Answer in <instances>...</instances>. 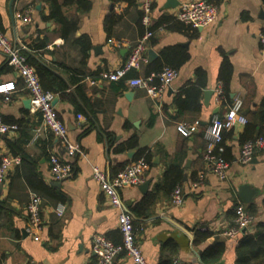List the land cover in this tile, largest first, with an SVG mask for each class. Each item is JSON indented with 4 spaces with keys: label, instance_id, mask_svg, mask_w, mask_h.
<instances>
[{
    "label": "crops",
    "instance_id": "crops-1",
    "mask_svg": "<svg viewBox=\"0 0 264 264\" xmlns=\"http://www.w3.org/2000/svg\"><path fill=\"white\" fill-rule=\"evenodd\" d=\"M52 1L0 0V24L3 32L25 46L45 41V49L28 52L58 80L69 83L77 77L73 70L85 74L80 85L86 103L79 104L81 110L57 95L58 102L54 105L56 116L67 126L69 141L78 151H67L49 132H42L34 140L41 116L32 112L30 105L25 106L29 93L0 52V84L15 85L8 95L0 93V113L4 122L18 126L15 132L0 135V154L14 155L8 144L12 142L27 156L23 165L20 162L11 167L0 185V264H96L93 235H103L119 244L121 234L118 210L111 206L93 178L92 166L112 177L118 168L133 161L140 150L151 153V163L145 172L147 189L143 192L139 186H133L118 191L130 211L147 193L153 192L170 163L181 162L183 168L182 205H171L170 193L159 190L144 214L132 211L135 240L146 260L150 264H171L177 258L183 264H205L201 253L217 239L225 244L220 264H235L237 239L223 236L222 231L232 222L233 209L238 204L253 211L252 214L248 211L253 217L248 230L258 223L264 224V151L256 152L250 163L241 164L239 138L245 125H236L229 130L231 137L224 140L231 147L227 160L229 175L219 180L203 159L207 142L202 130L213 115L222 116L238 98L242 101L241 114L251 123L253 135L264 134V51L258 41L259 34L264 32V0H211L217 6V17L211 25L198 29L187 28L185 24L181 29L165 28L147 42V62L136 71L139 76H145L148 63L161 59V51L166 47H181L189 54L159 108L143 89L130 87L123 81L90 82L99 71L120 67L131 45L143 35L140 0H71L70 4H64L67 0H56L63 4V15L77 24L73 37L86 36L90 41L84 61L74 38L65 40L61 25L44 19L50 13ZM177 1L180 4L175 8H164L166 0H155L154 23L161 15L175 17L182 3L193 0ZM180 23L175 26L180 27L183 24ZM150 49L156 56L148 61ZM224 58L231 66L229 96L216 103L215 88L221 83L219 72ZM197 70L205 73L201 78L204 86L200 106L179 112L172 104L173 96L187 83L197 80ZM75 87L70 86L68 92L72 93ZM208 89L213 94L205 104L203 92ZM195 121L200 126L192 137L178 132V123ZM132 137L137 139L136 147L126 146ZM122 145L124 150L119 151ZM130 151L134 152L131 157L127 155ZM50 153L72 164L69 178L59 182L51 179ZM27 177L55 188L64 195V201L44 198L29 185ZM240 185L256 191L251 202L240 199ZM31 192L41 199L42 223L34 234L26 231V205ZM59 203L65 205L61 216L54 210ZM206 232L213 235L195 241ZM116 261L134 264L123 254Z\"/></svg>",
    "mask_w": 264,
    "mask_h": 264
},
{
    "label": "built area",
    "instance_id": "built-area-1",
    "mask_svg": "<svg viewBox=\"0 0 264 264\" xmlns=\"http://www.w3.org/2000/svg\"><path fill=\"white\" fill-rule=\"evenodd\" d=\"M155 0H140L142 12L141 23L145 28L143 35L136 43L131 45L129 54L125 62L113 70L100 71L97 79H90L94 84L96 81H121L128 86L143 89L146 94L154 101L156 106L161 107L166 90L177 78L178 71L171 67H164L161 71L152 73L148 76H138L126 78L131 70H139L143 63L147 62L145 56L146 44L157 33L164 31L165 25H159L152 29L154 25L153 5ZM217 17V6L207 0H193L182 3L175 15L177 21L182 22L194 29L204 28L211 25ZM28 21V18L24 19ZM261 49L264 51V32L258 36ZM27 48L17 39L10 38L5 32L0 30V52L5 56L6 62L16 72L22 80L24 87L29 93L30 109L32 112L39 113L41 116V126L35 130L34 140L42 132H49L56 138L67 151H78L67 136L66 124L56 116L53 99L56 95L42 88L39 77L34 68L27 62L25 55ZM15 89L14 83L0 84V93L8 95ZM222 84L215 88V102L220 103L223 99ZM242 101L235 99L222 116L213 115L203 128V137L207 142L203 153L204 161L212 166L213 172L219 180H225L229 175V163L225 158L216 152V147L222 141V134L233 129L236 125H245L247 119L241 114ZM200 123H178L177 130L183 136L192 137L199 129ZM16 124H8L3 121L0 113V135L13 133L17 130ZM258 151H264V136L259 135L253 139L246 140L241 146L238 161L241 164H248ZM50 177L53 181H63L73 173L72 164L60 158L55 153H50ZM21 157L19 155L0 154V185H2L11 167L19 165ZM148 163L144 157L135 159L119 170L114 176L109 177L97 166H92V176L98 182L100 189L107 196L112 207L118 210V229L121 234V242L115 244L103 235L94 234L92 237V251L96 256V264H118L116 258L123 254L134 264H150L144 257L139 245L135 240L136 228L134 226V216L122 202L119 190L125 187L139 186L145 181V172ZM196 186V183H193ZM184 192L181 185H177L170 194V204L173 206L182 205ZM41 199L36 193L29 194V201L26 205L27 227L29 234H34L41 228ZM57 215L61 216L65 211L64 204H57L55 207ZM234 218L231 224L223 229L222 235L232 239H237L252 226L253 217L246 211L241 204L234 207ZM27 264H35L29 262ZM171 264H183L179 259L174 258Z\"/></svg>",
    "mask_w": 264,
    "mask_h": 264
},
{
    "label": "trees",
    "instance_id": "trees-1",
    "mask_svg": "<svg viewBox=\"0 0 264 264\" xmlns=\"http://www.w3.org/2000/svg\"><path fill=\"white\" fill-rule=\"evenodd\" d=\"M211 2V0H207ZM72 1L67 0L64 4H70ZM63 4L59 3L56 0H53L51 3V10L49 15L45 16V20H55L57 23L61 25V35L65 40L69 38H74L73 33L77 28V24L73 20L67 19L62 12ZM154 7V6H153ZM142 17V12H141ZM180 21H177L174 17H165L161 15L159 19L154 23L152 29H156L159 25L164 24L165 28L169 29H181L184 28V24L180 27L175 26ZM187 28V25L185 26ZM0 30H3V27L0 24ZM153 38V37H152ZM75 43L79 47L82 53L83 61L87 57L88 50L90 49V41L86 36H81L78 38H74ZM47 43L45 41H35L33 44H29L26 46L27 51H25V55L27 57V62L31 65L36 74L39 77L40 84L42 88L46 91H50L57 95L61 100H67L72 103L77 110H81L79 104L86 103V96L82 92V88L80 85L82 77L85 75L83 72H79L78 70H73L74 74L77 76L74 79H70L69 83H65L62 80H58L46 67H44L40 62H38L35 58H33L28 51H36L43 50L46 48ZM189 58L188 52L177 46L166 47L161 51V59H157L152 63L147 64L146 71L144 73L145 76L150 75L152 72L156 73L161 71L164 67H171L175 70H178L179 66L185 63ZM100 72V71H99ZM98 72V73H99ZM92 76L90 79H97V75ZM231 74V66L226 58L223 59L220 72H219V80L222 84L223 92L226 98L229 96V80ZM197 80L195 82L187 83L181 90L173 96L172 104L176 107V109L180 112L189 108H196L200 106V98L202 95V88L204 83H202L201 78L205 76V73L202 70H197L196 72ZM138 73L136 70H131L127 73L126 78L138 77ZM123 81V80H121ZM124 82V81H123ZM76 87L73 89V92H68V88L70 86ZM251 123L247 121L245 124V129L241 137L239 138L240 144L242 145L246 140L253 139L259 135H253V130H250ZM205 127V126H204ZM203 127V128H204ZM228 132V133H227ZM227 133V135H226ZM226 136L231 137V131H225L222 134V141L216 147V152H219V148H222L221 154L225 160L227 161L230 157L231 147L226 146L224 144V140ZM13 150L14 155H19L21 157V164L23 165L26 161L27 156L23 153L19 147L15 146L14 143H8ZM137 139L136 137H132L127 143L128 147H136ZM119 151L124 150V146L118 148ZM140 157H144L148 164L151 163V153L147 150H140L135 159ZM134 159V160H135ZM127 165V164H126ZM125 166V165H124ZM121 166L118 168L114 175L121 169L124 168ZM35 180V181H34ZM27 181L29 185L39 194H41L44 198L53 199L54 201L63 202L64 195L57 191L55 188L48 186L42 180H38L37 178H28ZM183 181V168L181 162L175 161L169 164L165 173L163 174L162 181L157 183L154 186L153 192L147 193L144 198L135 205L133 210H129L131 213L135 211V214H144L147 208L153 204L156 198V191L163 190L171 194L173 189L180 185ZM248 211L252 214V209H248ZM234 218V217H233ZM134 224V223H133ZM231 224V223H230ZM135 226V225H134ZM213 234L211 232H206L197 236L195 239L196 242H200L203 240H207ZM225 251V244L221 240L215 239L213 243H211L208 247H206L201 253V260L205 264H220L223 254ZM236 259L235 264H264V224L258 223L253 230H248L240 237L237 238V245L235 248ZM173 260V259H172ZM171 260V261H172Z\"/></svg>",
    "mask_w": 264,
    "mask_h": 264
},
{
    "label": "water",
    "instance_id": "water-1",
    "mask_svg": "<svg viewBox=\"0 0 264 264\" xmlns=\"http://www.w3.org/2000/svg\"><path fill=\"white\" fill-rule=\"evenodd\" d=\"M179 4L180 3L177 0H166L164 8H175ZM155 56H156L155 53L150 49L148 51V61H151ZM168 91L171 92V89H168ZM203 94H204V102H205V104H207L209 102V99L211 98V96L213 94V91L208 89V90H205L203 92ZM57 102H58V98L55 97L53 99V104L55 105ZM24 104L26 107H28L30 105V99H27V101H25ZM133 153H134L133 151H130L127 153V155L129 157H131L133 155ZM186 166H188V164ZM148 184H149V181H146L143 184L139 185V188L141 189V191L145 192V190L148 187ZM55 186L59 187V184H55ZM238 195L243 202L249 203L252 201L253 196L256 195V191L251 189L248 185H240L238 188ZM183 230H185V229H183ZM244 231L245 230H243V232Z\"/></svg>",
    "mask_w": 264,
    "mask_h": 264
}]
</instances>
